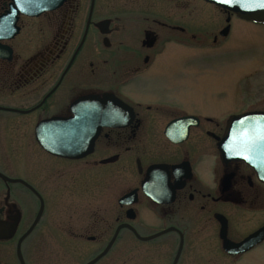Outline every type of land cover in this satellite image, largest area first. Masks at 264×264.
<instances>
[{
	"label": "flooded vegetation",
	"instance_id": "obj_1",
	"mask_svg": "<svg viewBox=\"0 0 264 264\" xmlns=\"http://www.w3.org/2000/svg\"><path fill=\"white\" fill-rule=\"evenodd\" d=\"M191 1L64 0L34 14L0 0V173L22 180L0 177V264H264V91L239 110L189 109L194 64L176 57L233 54V30L256 23ZM61 128L83 156L42 145ZM77 192L86 200L45 233L47 209ZM226 239L248 243L230 252Z\"/></svg>",
	"mask_w": 264,
	"mask_h": 264
},
{
	"label": "rangeland",
	"instance_id": "obj_2",
	"mask_svg": "<svg viewBox=\"0 0 264 264\" xmlns=\"http://www.w3.org/2000/svg\"><path fill=\"white\" fill-rule=\"evenodd\" d=\"M158 4L161 3L158 1ZM189 9L200 10L204 14L210 15L219 8L208 5L203 0H194L190 2ZM238 27L241 29H238L240 32L235 34L234 29V33L229 39L230 46L235 48L233 54L225 52L229 51L226 47L224 51L215 54L214 57L207 52L213 50L207 49L204 58L196 55L203 50L194 54L176 56L192 57L194 64L189 67V70L183 72L182 100L189 109L195 108L215 112L239 110L244 103L242 97L248 94L247 90L264 91V24L248 23ZM231 43L234 44L231 45ZM230 50L232 51V49ZM169 57L175 56L170 53ZM37 152L41 153L38 150ZM6 153L7 147L0 146V156H5ZM16 153L20 155L21 150L18 149ZM97 190L101 191L100 189ZM103 195L104 197L107 196L110 206L115 205V202L117 204L120 197L117 189L114 188L108 189ZM75 196L76 198L64 196L58 208L52 209L50 206L47 209L45 233H54L55 225L52 224L54 219H69L73 210L80 206L79 203L86 200L85 193L77 192ZM93 197L95 198L96 194H93Z\"/></svg>",
	"mask_w": 264,
	"mask_h": 264
},
{
	"label": "water",
	"instance_id": "obj_3",
	"mask_svg": "<svg viewBox=\"0 0 264 264\" xmlns=\"http://www.w3.org/2000/svg\"><path fill=\"white\" fill-rule=\"evenodd\" d=\"M25 2L26 6L23 11L24 12H29V10H35L37 14V12H42L45 10H50L54 7V5L56 4H61L64 0H23ZM208 3H212L215 4L217 6H219L222 9H226L232 12H235L240 18L248 20V21H253L255 23H261L264 24V8L260 7V5L256 2H249L247 3L246 6L243 5V3L241 2V0H233L232 3H223L222 0H204ZM55 5V6H56ZM246 116H243L241 121L245 122V118ZM48 122L44 123L47 125ZM231 123H233L231 121ZM53 124V122H51V125ZM50 125V124H49ZM46 130V126L43 124L40 125V127H38L37 131L43 133ZM232 131L233 128H229L227 136L223 142V144L221 145V149H222V153L223 155H227L230 154V148L232 147L233 144V137H232ZM61 133V134H58ZM71 131L69 129H53L51 130L48 134H45L43 136H40V142L42 143V145L51 153L53 154H57V155H63V156H68V157H80L83 156L82 154L77 155V151L76 149L80 147L79 144H70L69 141L63 139V137H69L71 134ZM74 136L76 138H82L84 137L83 133H80V131H76V133L74 134ZM39 138V136H38ZM68 139V138H67ZM238 146L241 147L242 151H244L245 148V139L243 138L242 140L237 141L236 143ZM232 152H234V150H231ZM243 158L244 155L242 154ZM0 177H2L3 179L10 181V182H22V180H14V179H10L7 176H5L4 174L0 173ZM41 214H39V217H41ZM120 230V228H119ZM118 230V232H119ZM117 232V233H118ZM256 236H262L264 237V228L262 231H260ZM248 243V241L246 240L245 242H243L242 244H233L232 242H230L229 240H225V248L230 251V252H235V250H240L242 248V250H245V246Z\"/></svg>",
	"mask_w": 264,
	"mask_h": 264
},
{
	"label": "snow or ice",
	"instance_id": "obj_4",
	"mask_svg": "<svg viewBox=\"0 0 264 264\" xmlns=\"http://www.w3.org/2000/svg\"><path fill=\"white\" fill-rule=\"evenodd\" d=\"M223 3H232L233 0H222ZM244 6L247 5L249 2H256L260 5V7L264 8V0H241ZM240 123H244V121H241ZM257 138L259 141L264 144V127H262L259 132L257 133Z\"/></svg>",
	"mask_w": 264,
	"mask_h": 264
}]
</instances>
